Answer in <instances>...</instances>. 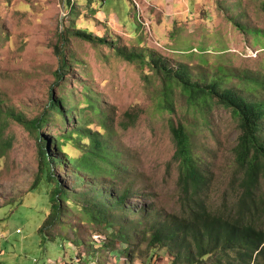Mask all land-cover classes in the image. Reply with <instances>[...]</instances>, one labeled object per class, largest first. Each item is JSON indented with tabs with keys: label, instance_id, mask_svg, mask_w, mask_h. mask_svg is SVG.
I'll return each instance as SVG.
<instances>
[{
	"label": "rangeland",
	"instance_id": "374dc122",
	"mask_svg": "<svg viewBox=\"0 0 264 264\" xmlns=\"http://www.w3.org/2000/svg\"><path fill=\"white\" fill-rule=\"evenodd\" d=\"M172 1L0 0V232L7 236L2 264H168L164 249L150 250L146 243L132 248L129 257L125 245L95 240L106 233L90 221L81 202L110 182L87 172L78 179L67 164L51 165L69 197L62 200L55 225L40 233L51 213L53 185L40 176L38 150L39 139H46L55 158L72 164L93 152L90 130L124 166L118 188H131L132 204L161 212L176 209L177 174L166 122L191 121L198 114L186 107L177 89L174 113L159 112V74L148 64L124 60L119 52L142 54L147 61L161 58L174 67L181 61L192 74L221 63L264 78V0ZM79 30L107 43L83 40L75 36ZM63 55L69 67L57 81ZM255 92L264 97L263 88ZM51 96L60 100L64 112L77 105L75 113L68 112L74 121L65 123L54 115L36 131L10 116L33 120L44 113ZM88 100L101 112L96 114ZM128 112L134 119L124 127ZM79 119L81 133L61 138L53 147L56 137L78 128ZM208 121L195 128V144L212 173L209 198L220 205L234 200L230 180L238 127L220 105L212 106Z\"/></svg>",
	"mask_w": 264,
	"mask_h": 264
},
{
	"label": "trees",
	"instance_id": "16d2710c",
	"mask_svg": "<svg viewBox=\"0 0 264 264\" xmlns=\"http://www.w3.org/2000/svg\"><path fill=\"white\" fill-rule=\"evenodd\" d=\"M143 24L150 25L149 21ZM255 31L263 34L262 30ZM75 36L95 44L107 43L105 39L83 30L77 31ZM198 47L204 50L203 46ZM185 49L181 52L185 53L188 50ZM119 53L124 60L148 64L159 74L162 81L159 112L174 113L173 93L177 89L186 107L198 114L191 116V121L188 118L183 122L168 118L166 122L173 144L171 163L177 174V207L170 212H161L154 207L142 205L138 208L132 204L131 188H118L125 168L116 161L115 153L108 152L98 134L93 136L87 130L93 152H87L72 164L62 157L55 158L50 152L52 146L49 141L40 138V176L52 184L53 189L51 213L39 232L44 233L47 227L55 225L61 214V202L69 197V191L55 178L51 165L67 164L68 170L76 173L78 179H85L82 173L86 172L91 173L92 178L96 173L108 177L110 183L106 187L92 190L90 198L85 197L81 202L90 221L106 233L98 235L103 239H95L108 241L105 246L118 242L126 246L131 257L132 248L146 243L150 250L164 249L169 255L168 264H264V97L255 92L258 87L264 89V78L245 69H229L221 63L209 68L201 66L196 74H192L181 61L174 67L161 58L152 57L147 61L142 54ZM68 67V59L63 55L61 68L56 72L57 81L63 78ZM62 99L65 102V97ZM87 103L96 114L101 112L91 100ZM214 105L228 109L238 127L232 147L230 180L234 200L223 201L220 205L209 198L212 173L197 153L195 144V128L199 123L209 122L208 114ZM69 111L75 113L77 105L64 112L60 100L51 96L44 113L33 120L27 121L12 113L10 116L29 130L39 131L50 123L54 115L60 116L65 123L74 121ZM131 115V112L127 113L130 119L124 127L134 119ZM79 122L81 125L77 124L78 128L72 132L56 137L53 147L61 138L68 139L74 132L80 134L83 124L80 119ZM39 177L33 183L34 190L41 182Z\"/></svg>",
	"mask_w": 264,
	"mask_h": 264
},
{
	"label": "built area",
	"instance_id": "2783aa9c",
	"mask_svg": "<svg viewBox=\"0 0 264 264\" xmlns=\"http://www.w3.org/2000/svg\"><path fill=\"white\" fill-rule=\"evenodd\" d=\"M147 25H149V24H147ZM16 233H21V230H20V229H17V230H16ZM98 238L103 239V237H101V236L97 237L96 239H98ZM6 240H7V236H6L4 233L0 232V264H2V263H1V258H2L3 255H4L3 243H4Z\"/></svg>",
	"mask_w": 264,
	"mask_h": 264
},
{
	"label": "crops",
	"instance_id": "0c3cea01",
	"mask_svg": "<svg viewBox=\"0 0 264 264\" xmlns=\"http://www.w3.org/2000/svg\"><path fill=\"white\" fill-rule=\"evenodd\" d=\"M174 2H175V0H173V1H172V4H171V5H173V4H174ZM170 3H171V2H170ZM171 5H169V6H171ZM167 8H168V7H167ZM171 8H173V7L171 6Z\"/></svg>",
	"mask_w": 264,
	"mask_h": 264
}]
</instances>
